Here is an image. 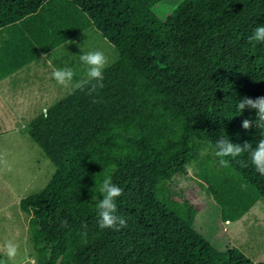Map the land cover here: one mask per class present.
Returning <instances> with one entry per match:
<instances>
[{"label":"trees","instance_id":"1","mask_svg":"<svg viewBox=\"0 0 264 264\" xmlns=\"http://www.w3.org/2000/svg\"><path fill=\"white\" fill-rule=\"evenodd\" d=\"M164 1L0 0V79L56 49L76 53L71 41L90 30L118 53L102 89L76 90L28 126L55 168L20 203L38 264H264L237 246L220 250L196 229L198 209L168 189L197 162L200 188L227 195L226 221L264 205V175L248 154L224 166L214 150L221 136L260 139L242 128L256 112L236 105L264 96V43H249L264 25V0H183L175 9ZM104 170L123 189L117 215L127 226L118 230L98 223L93 196ZM256 229L247 231L264 235V225Z\"/></svg>","mask_w":264,"mask_h":264},{"label":"rangeland","instance_id":"2","mask_svg":"<svg viewBox=\"0 0 264 264\" xmlns=\"http://www.w3.org/2000/svg\"><path fill=\"white\" fill-rule=\"evenodd\" d=\"M182 1L165 0L164 5L166 8L175 9ZM80 37L71 41L76 47V53H71L69 49L64 50L62 57L58 58L57 64L68 67V59L72 60L77 55L79 57L83 54L82 51L94 50L105 52L111 60L109 66L116 62L118 53L115 52L107 40L103 39L100 32L90 30ZM54 65L56 63H53ZM79 66L81 68L76 70L78 75L84 69L81 63ZM31 72L30 74V71H27L26 76L29 83H26V85L35 83V86L45 87V82L49 79L34 70ZM52 81L54 82L53 91L51 86L45 87L50 90V93L46 96V100L42 105L39 102V108L34 106L31 108V113L24 120L25 122L32 123V115L37 118L39 116L38 112L45 114L64 97L76 91L63 86L59 89L57 88V82L54 79ZM24 86V84L21 85V87ZM39 90L42 93L44 92L43 88ZM6 98L8 97L6 96ZM43 105H45L43 107L45 110L42 108ZM22 123L23 120L17 125L6 126L4 133H0V158H2L0 159V244L7 240L15 241L20 250L17 257L18 262L25 256L35 257L37 261V254L30 242L28 230L30 217L21 210L20 203L24 198L43 190L55 172L52 162L46 157L44 151L31 140L29 127L27 125L21 127ZM207 153L204 150L201 153V158ZM200 174H202L200 166L197 162H193L187 167L185 174L176 175L168 183V189L172 197L198 209L196 229L220 250L224 251L237 246L247 256H252L253 260H264V254L259 255L260 252H258L259 248H262L261 251L264 249V235L261 237L252 236L247 231L249 228L253 233H256L257 229L255 230V227L264 225V205L260 202L257 203L239 222L226 221L222 216V210L227 195L224 192L209 194L203 191L199 183ZM257 237L258 240L256 241Z\"/></svg>","mask_w":264,"mask_h":264},{"label":"clouds","instance_id":"3","mask_svg":"<svg viewBox=\"0 0 264 264\" xmlns=\"http://www.w3.org/2000/svg\"><path fill=\"white\" fill-rule=\"evenodd\" d=\"M253 42L264 43V25L257 26L249 37V43ZM82 53L79 55V61L85 69L83 76H79L77 71L72 67L53 66L52 61L47 59L49 57L47 54H45L44 60H47L49 66L52 67V78L57 84L72 90H87L91 96L97 93L98 89L104 87V71L110 65L111 60L102 50L82 51ZM94 102L96 101L94 100ZM236 108L240 113H243L245 109H251L256 112L254 120L245 119L242 121V128L250 131L255 127L259 130L260 139L253 146V143L249 142H245L242 145L234 144L230 139L221 136L214 145L215 155L221 158V164L227 166L229 161L225 160V157L236 158L247 153L256 172L264 175V96L254 99L245 96L237 102ZM111 167L115 168V165ZM95 188L100 193L99 198L96 195L93 196L99 227L101 229L118 230V226H127L126 219L117 215V200L123 195V189L113 182L112 174L104 170L103 179L96 183ZM63 224L66 225L67 221L65 220ZM82 235L86 238L87 233H83ZM19 252V245L15 241L7 240L3 242L0 244V264H37L35 257L28 256H25L18 262L17 257L19 256Z\"/></svg>","mask_w":264,"mask_h":264},{"label":"crops","instance_id":"4","mask_svg":"<svg viewBox=\"0 0 264 264\" xmlns=\"http://www.w3.org/2000/svg\"><path fill=\"white\" fill-rule=\"evenodd\" d=\"M63 52L64 48L56 49L50 54H47L49 56L47 59H50L53 63H56V65H54L55 67H63V64H57L59 61L58 58L62 57ZM44 56L45 54H42L39 60L30 63L18 71H15L6 78L0 79V133H4L3 131L5 130L6 126L17 125L21 122V120H23L21 127H24L25 125L29 126L31 122H25L24 120L29 117L31 108L33 106L35 108H39V102L40 105H42L46 100V96L50 93V90L45 87L51 86L53 91L54 82L52 81V67L49 66L47 60H44ZM33 70L43 74L46 79H49L45 82V87L35 86V83L32 85H26V83H29V79L26 76L27 71H30L31 74V71ZM83 75L84 71H81L79 76ZM22 84L25 86L21 87ZM40 88H43V93L39 90ZM57 88L61 89L62 87L58 84ZM20 94L22 96H18ZM38 94L41 95L37 96ZM6 96L8 98H6ZM43 107H45V105H43L42 108ZM37 114H39V116L41 115L39 112ZM32 117L33 122L36 119V116L32 115Z\"/></svg>","mask_w":264,"mask_h":264}]
</instances>
